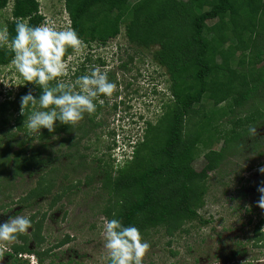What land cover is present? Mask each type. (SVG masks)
<instances>
[{
  "label": "trees",
  "instance_id": "16d2710c",
  "mask_svg": "<svg viewBox=\"0 0 264 264\" xmlns=\"http://www.w3.org/2000/svg\"><path fill=\"white\" fill-rule=\"evenodd\" d=\"M63 3L69 27L85 43L104 45L120 32L128 42L140 46L157 43L160 47L156 60L170 77L172 103L155 123L146 122L142 139L134 143L128 164L113 172L103 167L98 158L95 167H89L99 175V187L106 193L100 209L104 219H118L125 226H136L142 235L151 230H162L168 236L190 234L191 223L203 226L208 222L198 212L206 193L208 173L217 169L244 139L253 149L260 146L249 134V128L264 119V105H256L264 95V0H63ZM6 4L7 0H0V9ZM21 18L31 26L42 24L37 0H12L4 25L10 36L15 35V22ZM248 23L252 24L249 31ZM71 51L69 48L66 56ZM12 59L10 50L0 48V65ZM29 90L39 99L42 89L28 83L12 100L0 104L4 111L0 114V192L13 180L35 174L34 184L16 202L30 206L35 198L50 195L52 205L68 189L65 185L56 186L59 177L63 180L67 177L66 173L58 175L56 159L64 154L66 164L77 160L85 168L86 155L80 152L79 144L101 122L85 113L84 119L74 126L56 121L53 132L46 128L28 132L25 120L33 111L42 110L38 104L29 105L24 109L25 116L20 114V98ZM206 103L210 107L204 110ZM190 115L195 120L183 135V119ZM225 123L228 127L223 128ZM67 139L70 142L60 145ZM216 140L222 142L218 149L212 147ZM54 142L58 148L53 147ZM198 155L205 162L195 170L191 162ZM29 218L35 234L41 221L33 222V215ZM258 230L255 225L252 244L264 247V239L259 242L262 236ZM21 253L34 255L35 262L42 264L40 254L29 249L26 242H15L12 253L6 255L15 264ZM233 253L244 256L245 250L234 251L232 256ZM107 263L110 264L109 258Z\"/></svg>",
  "mask_w": 264,
  "mask_h": 264
},
{
  "label": "rangeland",
  "instance_id": "374dc122",
  "mask_svg": "<svg viewBox=\"0 0 264 264\" xmlns=\"http://www.w3.org/2000/svg\"><path fill=\"white\" fill-rule=\"evenodd\" d=\"M11 2L7 0L6 6L0 9V28H4L5 21L9 19ZM37 2L43 16L42 24L51 22L59 29L69 27L63 0ZM251 27L252 24L248 23L246 30H251ZM85 44L82 52L74 53L72 50L69 54L72 56L68 61L69 75L64 79L74 82L99 66L107 70L108 78L117 84L113 96L98 97L96 112L88 114L89 118L99 120L101 124L79 144L80 152L86 155V167L82 168L77 160L66 164L64 154L59 155L60 158L56 159L58 175L66 173L67 177L64 180L59 177L56 186L65 185L68 189L52 205L50 195L35 198L30 206L16 202L17 197L34 184L35 174L13 180L0 192V224L15 215H33V222L41 221L37 233L33 234V227L28 230L30 234L21 235L16 243L26 242L29 249L40 254L42 264L58 261L108 264L103 237L105 219L100 211L106 193L99 187V175L92 169L98 158L103 167L113 172L125 167L132 157L134 143L142 139L146 122L155 123L172 103L169 72L156 60L160 47L157 43L140 46L128 42L120 32L104 45L95 42ZM121 63H124L123 67ZM28 83L18 73L13 59L6 65H0V104L6 99L12 100ZM260 99L259 103L256 101L257 107L264 105V95ZM209 107V103L204 104V110ZM3 112L0 105V114ZM6 112H11V108ZM194 120L192 115L184 117L183 135ZM255 126L257 135L254 139L260 146L253 149L244 139L237 150L227 154L217 169L208 173L206 193L198 208L201 217L208 222L203 226L191 223V233L187 235L175 233L168 236L162 230L147 231L142 236L151 247L143 264H241L248 258L264 255L263 246L252 244L255 225L259 227L258 235L262 236L259 242L264 239V230H261L264 229V210L257 206L260 196L257 188L264 181V173L258 171L260 166H264V119L258 120ZM226 127L228 125L223 124V128ZM26 131L30 132L27 126ZM70 140H63L60 145H66ZM54 143L53 147L58 148V143ZM221 144V140H216L212 147L218 149ZM63 149L65 151V146ZM204 162L198 155L191 166L199 170ZM61 240L64 242L59 244ZM243 249L244 256L234 253L232 256V252ZM35 260L32 254L21 253L15 264H38ZM10 261L5 255L0 264H12Z\"/></svg>",
  "mask_w": 264,
  "mask_h": 264
},
{
  "label": "clouds",
  "instance_id": "9594fccd",
  "mask_svg": "<svg viewBox=\"0 0 264 264\" xmlns=\"http://www.w3.org/2000/svg\"><path fill=\"white\" fill-rule=\"evenodd\" d=\"M0 48L13 53V64L25 81L42 89L39 99L31 90L20 98L21 115L25 116L24 109L29 105L35 107L38 104L42 109L27 117L26 126L32 132H40L41 128L53 132L56 121L74 126L84 119L85 113L96 112L98 97H112L117 90V84L109 80L107 70L99 66L74 82L64 79L69 75L68 61L72 59L71 55L66 56L68 49L80 53L86 48L85 42L71 27L59 29L51 22L31 26L22 18L17 19L14 36H10L6 26L0 28ZM99 102L103 103L102 100ZM249 133L256 136V126H250ZM258 171L264 173V166ZM261 185L257 188L260 193L257 206L264 210V181ZM32 228L28 215L11 216L0 224V260L11 254L18 237L30 234L28 230ZM103 237L110 264H143L150 251L151 245L144 240L140 230L133 225L125 226L118 219L104 221ZM241 264H264V255L248 258Z\"/></svg>",
  "mask_w": 264,
  "mask_h": 264
}]
</instances>
